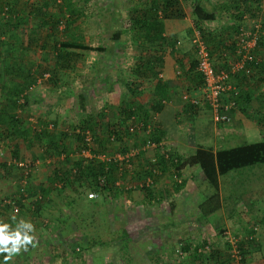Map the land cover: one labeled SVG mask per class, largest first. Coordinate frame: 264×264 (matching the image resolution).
Masks as SVG:
<instances>
[{"label":"rangeland","instance_id":"rangeland-1","mask_svg":"<svg viewBox=\"0 0 264 264\" xmlns=\"http://www.w3.org/2000/svg\"><path fill=\"white\" fill-rule=\"evenodd\" d=\"M150 1L0 0V9L2 6L4 7L5 3L16 9L12 14L5 13L4 16L0 17V56L4 61L16 62L15 69L10 74L4 69H0V108L2 107L3 109V118L0 119V122L7 124L6 127L0 128L2 131L0 135V161L5 163L12 158L11 156L8 157V153H11V141H14L18 147L20 161L26 160L31 163L27 178L30 181V186L48 184L46 177L50 174L52 165L62 156V154H59V148L56 150L51 149L49 150L50 152L46 151L45 147L49 140L54 142L59 140L68 152L71 151L70 159L74 160L82 157L76 149L74 150L76 145L77 147L79 146L75 134L76 130H81L80 125L86 124V115L88 114L93 117L98 111L105 110L104 118L97 120L96 124L93 125L94 139L92 147L97 150L104 147L101 153L105 155L123 153L121 151L123 145L125 147L124 152L134 149L126 140L124 144L121 142L122 145L116 143L113 139L108 140L109 137L107 138L105 135V128L106 125H114L120 115L119 113L128 101L131 103L133 101L140 102L138 99L142 100L145 97L147 101L140 103L150 107L148 96L152 99V94H155L151 82L140 84V90L128 92L129 89H127L129 80L132 78L133 60L140 51V47L133 42L130 35L128 9L133 6L147 7ZM43 2H46L48 6L45 9V14L40 19L43 22V27L39 29L38 42L36 45L31 43L23 44L24 42L19 44V41L25 40L24 34L29 30V27H34L36 24L32 8L41 7ZM178 3L183 11V16L180 18H167L164 25L166 27L163 31L164 34L174 29H184V27L186 29L191 26L195 28L191 16L193 0H179ZM68 9H75V20L66 26L65 32L61 33L60 31V33L56 34L55 38L78 40L86 45L98 46L103 49L101 51L70 49V51L75 53V56L70 58L68 65L65 67H54L52 56L45 52L44 32L51 17H61L63 22L69 12ZM7 15L10 17L14 15L16 17L22 16L24 22H20V25L16 28H11ZM5 19L8 20L6 21ZM208 22L204 21L203 26L209 32L216 33L219 22L217 20L214 23ZM63 25L60 24V30ZM187 25L190 26L187 27ZM114 29L120 31V35L117 38H114ZM175 39L177 40L178 38ZM190 39L191 37L187 33L185 38H179V47L174 49L173 55L178 56L180 54L181 57H187L188 61L194 59ZM166 52L170 54L167 48L163 49V53ZM211 59L213 65L218 66L221 58L213 51ZM43 67L50 69L51 73L49 71V75H51V78H47L48 73L44 79L36 76L39 81L36 80L28 86H24L26 82L19 73L16 74L17 69H20L23 73L31 71L34 75L36 70L40 71ZM260 77L261 79L248 81L242 86L252 97L251 107H248L247 110L251 112L252 121L256 125L258 123L262 125L261 119L264 112V104L262 102L264 98V80L262 79L263 76ZM180 80H182L181 73H175L174 81L176 85L170 86V88L165 85L162 90L164 92L161 93L163 97H166L169 89H172L174 95L175 93L182 95L184 92L192 94V97L197 95V93L194 94L197 90L193 88L191 75L184 77V85L181 84ZM25 92L32 93V97L29 99L30 103L26 107L12 106L8 102L10 97H19L20 93ZM78 93L84 95V110L78 107ZM8 114L15 115V120L10 119ZM187 117L188 115L182 117V123L185 124V122L189 121ZM184 119L185 122H183ZM49 124H52L51 129L46 128ZM27 126L34 129L44 128V131L50 132L47 134L43 133L38 140L32 137L30 143H26L18 132H16V135L13 131H10L14 130V127L22 131ZM73 126H76V128L71 129ZM64 130L67 132L65 136L62 134ZM4 131L8 133H4ZM135 135L143 138L135 147L136 149L139 146H143L146 137L144 133L135 132ZM263 137L259 136V138ZM247 140L249 141L250 139ZM165 141L164 143L167 145ZM2 144L9 146L3 147ZM157 148L154 151L156 149L159 151L160 149L162 151L165 149L164 145ZM141 151H144V149H141L139 154L142 153ZM148 151L150 153V150ZM133 161L136 162L135 168H137V158ZM133 161L129 172H131ZM0 170L3 172L1 166ZM242 170L245 171L240 174L231 172L221 178L219 195L221 199L225 200H221L222 203L220 205L222 206L217 213L213 214L214 216H210L208 224V221H205L207 216L206 218L202 217L200 210L196 211L193 208L194 205H130L129 199L127 202L125 201L127 191L121 188L122 190H116L113 196L107 198L104 204L95 205L93 208L90 207V210L93 211L91 215H79L82 217H76L73 222V228H70L58 225L55 220H52V216L57 214V210L62 213H66L69 210L64 203L70 197L74 198V194L78 191L75 190L73 185L66 187L59 194L50 193L53 204L44 205L40 216L31 214L30 210H34L38 205H30L28 196L26 197L27 199L22 201L23 205H17L18 210L15 213L11 212L7 205L2 204V200L6 197L18 199L15 189L17 188L21 171L14 165L9 172H3L6 174L5 176H0V222L8 223L13 228L20 220L32 223L35 228V232L32 234L36 236L39 243L35 248L29 246L26 252L22 250L9 264H158L165 261H169L170 264H196L194 261L197 262L199 260H201L202 264H211V261L207 259L210 256L209 250L198 254L197 259H188L186 251L182 250L180 256L174 251L180 245V241L177 240V234L181 232L184 239H191L189 244L192 242L195 245L196 243L200 244L197 238L191 237L197 233L196 229L205 233L203 238L206 239L208 248L213 242H211L210 238L209 240L205 238V236H211L215 230L217 234H220L219 240L222 245L224 244V254L228 256L222 255L221 263L223 264H234L228 252L230 240L235 239L234 243L236 244L239 239L244 240L252 231L250 234L252 241L247 240L240 243V245L237 244L239 250L240 248L246 250L245 260L242 264H264V163L255 164ZM10 175L12 176L11 179ZM130 177V174H127V177L118 180V184L132 183L133 181H130ZM236 180L238 181L237 183ZM210 193V190L205 192L204 197L200 196V200L206 203L207 200L205 201L204 199ZM237 194H241L238 199L235 198ZM75 201L77 203L72 204L79 205L78 200ZM13 215L16 217L15 221L11 219ZM164 220L174 221L175 223L171 227L169 238H175L174 242L176 245L173 248L166 249V251L164 250L162 253L158 252V256L151 252L150 247L156 244L154 238L157 233H153V231L157 230L155 229V223ZM196 221H199L200 225H205L198 228ZM122 228L128 232L129 236L126 251L124 252L120 251L116 244L107 246L94 245L89 252L84 249H77L76 242H78V239L76 236L87 234L107 240L109 236L119 232ZM183 229L187 231L183 233ZM70 231L75 236L73 239L74 243L67 241ZM164 235L163 233L162 237ZM226 242L228 245H226ZM192 253L193 251L190 250V255L193 256ZM0 264H4L3 255H0Z\"/></svg>","mask_w":264,"mask_h":264},{"label":"trees","instance_id":"trees-1","mask_svg":"<svg viewBox=\"0 0 264 264\" xmlns=\"http://www.w3.org/2000/svg\"><path fill=\"white\" fill-rule=\"evenodd\" d=\"M178 1L179 0H151L148 3L147 7L133 6L128 9L130 35L132 37L133 42H135V44L140 47V51L138 52L139 54L133 60V68L131 69L132 78L129 80L127 89H129L128 92L140 90V84L151 82L152 86L154 87L153 90L155 91V94H152L151 96L152 99L154 100L157 96H160L156 98L157 101H154L152 103L155 106H150L149 109L152 112L159 111L162 105L160 100H164V97H161V93L164 92L162 90L163 88H165V82L162 81L161 77H158V74L161 72L163 49L167 48L170 51V54L173 55L175 49L174 46H176L177 42V40L172 34H163L164 20H166L167 18H180L183 16V11ZM255 3L258 5V0H229L228 5H219V8L231 10V22L227 24V29L225 28L226 30L224 29L223 32L221 31V34L219 35L216 33L209 32V30L203 26L204 21H212L215 19V10L213 9V11L207 12L203 9V7L199 5L198 0H193L191 8L193 11L194 27L197 29L200 38L206 45L210 58L212 57L213 51H215L216 55L221 57L218 66L213 65L215 71L218 69H225V60L228 57L233 58V51L236 40L235 35L238 32L237 27L242 20L241 13L246 10L248 12L247 14H249L248 17L252 18L253 14L249 11V8ZM4 6L6 7V14L8 13L10 15L14 11H16V9L11 8L10 4L8 5V3H5ZM47 6L48 4L46 2H43L41 7L32 8V14L36 18V24L34 25V27H29V30L25 34L23 33L25 40L19 41V44L24 42L23 44L31 43L36 45L39 39V29L43 27V22L40 19L45 14V9L47 8ZM68 10L69 12L67 14V17L63 20V22L61 20V17H51V19L47 23L46 31L44 32L46 44L45 52H48L52 56L54 61V67H65L68 65L70 58H73L75 56V53L70 51V49L94 51H101L103 49L102 47L98 46L86 45L85 43L78 40L55 38L56 34L60 33V31L61 33L65 32L67 28L66 26L70 25L72 21L75 20V9ZM8 18L10 21L9 26L11 28H16L20 25V22H24V18L22 16L16 17L14 15L12 17L8 16ZM262 22L263 23L261 24V29L264 30V19ZM60 24H64L61 30L59 29ZM113 32L114 38H117L120 35V31L118 29H114ZM191 36L192 29L190 37ZM209 46H211V48H209ZM194 52L195 51L193 48V53ZM250 54L252 56V61L247 64L251 69L250 72L248 73V75H243L241 73L234 74V76H232V80L234 79L235 84H233V81L231 80V85L234 86L236 93L233 95L234 90H228L226 93L227 96L222 97L223 102L224 100L226 101L229 99L233 100L234 102V106L229 109L230 114L236 107L240 106L241 102L247 101V99H249L250 97V93L242 86L248 81H252L254 79H261L260 76H263L262 79L264 80V36H259L258 41L256 42V46L250 51ZM195 66L196 59L194 54V59L189 61L188 70L190 71V75L192 76L191 82L193 83V85H195L194 88L199 87L200 89V87L202 86V79L199 73L195 71ZM49 71L50 69L43 67L40 71L36 70V73L33 75L31 71H26L25 73H23L17 69L16 74L19 73L20 76H22L23 80L26 82L24 86H28L37 80L36 76H39L40 79H44L47 76V78H51V75H49ZM11 72H13V70H11ZM176 72L180 73V70H177ZM45 73H48V75L43 76V74ZM184 93H187L189 96H192L188 92ZM30 97H32L31 92H25L22 94L20 93L19 97H10L8 102L12 106H20L22 108L29 105ZM18 98H20L21 100L19 101ZM203 101L208 106V103L205 100ZM77 102L78 107L81 110H84V95L82 93H78ZM184 104H186V111H188L186 113V115H188L187 118H189L188 120H192L195 114V108L198 104L191 103L190 101H184ZM1 109L2 107L0 108V110ZM104 111H98V113H96L93 117H91V114L86 115V124L80 125V129L83 130L84 128H89V130L93 133V125L96 124L97 120L104 118ZM119 114L118 117L121 118L120 121L123 122L120 123L122 124L121 131L119 125H117V128L119 127V129H117L113 125H106L105 128V135L107 136V138L109 137L108 140L113 139L116 143L121 144L122 142L124 144V141L127 139L128 135H135L128 131V125L131 122V117H133V120L140 121L143 125L147 123L151 125V119L148 117L149 114H147V111H140L139 113H136L132 109V103L130 101L125 104L124 108H122ZM0 116H2L0 118L2 119V112L0 113ZM8 116L10 117V119L12 118V120H15V115L8 114ZM261 120L262 125H260L261 129L259 130V134L261 136H264V115ZM49 125L50 127L47 126V129H51L52 124ZM15 128L17 127H14V130L10 131H13V133H15L16 135V132H18L19 136H21L23 141H25L26 143H30L32 137L35 140H38L43 133L47 134L48 132H50L44 131V128L34 129L30 126L25 127V129H23L22 131H19ZM75 128L76 126H73L71 129ZM141 131L145 133V139H149L153 142H157L160 138V136L155 135L153 133L154 131L152 132V130L150 131L151 133L149 132L147 134L144 131V127H142L141 130L136 132L141 133ZM62 134L65 136L67 134L66 130H64ZM75 136L79 146L77 147L76 145L74 147V150L76 149L78 151L80 149L81 139L78 133H76ZM122 137H125L123 141ZM45 148L47 149L46 151H49L51 149L56 150L59 148V154H62V156L58 158V161L54 165H52L50 174L46 177L48 184H37L35 185V187L30 186V181L29 179H27L29 175H27L26 184L23 189L25 195L22 194L23 191L19 190V181L15 190L18 196V199H14V203L16 205H23L22 201L27 199V196L30 198V205H38V207H36L34 210H30L31 214L40 216L44 205L53 204V201L51 200V197L49 195L50 193L59 194L61 191L65 190L66 187H70L71 185H73L75 190H78L74 194L75 199L70 197L66 201V203H64L65 206H68L69 210L66 213H62L60 210H57V214L52 216V220H55L58 225L73 228V222L76 217L80 218L87 214H92L93 211L90 210V207L93 208L95 205L104 204L105 200L110 196H113L116 190H122L123 188L127 192L130 190L125 189L124 185L126 183L120 185L115 184L116 181L122 179L123 177H127V174H131L129 172L130 169H128L123 162H116L113 160L99 161L94 157H80V159L72 160L70 159L71 151L68 152V150L64 148L63 144H61L59 140L57 142L49 140ZM103 149L104 147H101L100 150H97L96 148L92 147V144L90 146V151L94 153H101ZM46 151L44 152L48 154ZM121 151H125L124 145L122 146ZM10 154L12 158L20 160L16 143H14L11 147ZM162 154L163 153H161L160 158H156L155 162L150 163L147 161L145 165L147 164V166L158 168L161 171L160 174H162L163 171L167 170L168 168H171V174L174 176H178L180 169L187 165H194L199 168L202 173V178L205 181L207 188L211 192L209 195L206 196L205 201L207 200V202L204 203V206H199L200 215L204 217L219 209V205L222 203L221 200L223 199H221V196L219 195V179L226 175H229L231 172L240 174L241 172L245 171L242 170L243 168L251 167L255 164L264 163V137L254 142H242L233 146L218 147L213 151L210 148L197 147L187 157H184V159L179 158L178 155H175L174 153H167V157H163ZM0 166L3 169V172H9V170L14 165L5 162L1 163ZM147 166H143L140 170H138V172L135 173L136 175H133V177L136 178L137 181L143 179V177L145 176L144 173H146V175L150 174ZM154 177L155 175L153 176V178ZM237 182L238 181L236 180V183ZM180 184L181 183H178V186H181ZM150 187L151 186H141L137 188L143 191L149 197L151 196ZM87 190L95 192L96 195L92 198L87 197ZM240 196L241 194H237L235 198L238 199ZM75 200H78L79 205L76 206L72 204L77 203V201ZM89 217L92 219L91 216ZM251 233L252 231L250 232V234ZM250 234L249 236H246L244 240L239 239L237 241V244L240 245V243L245 242L247 240L252 241V236ZM74 237L75 236L72 235L70 231L69 235L67 236V241L69 240L70 243H74ZM128 237V232L122 228L119 232L113 233L111 236H109L107 240H102L99 237L89 236L87 234H82L79 237L76 236V238L78 239V242H76V244L77 249H84L87 252H89L94 245L107 246L110 244H116L118 246V249L124 252L126 251V244L129 240ZM177 240L180 241V245L174 250L176 254L178 251L182 253L183 247H186V245H182L186 244L185 239H179V237H177ZM205 245H207V243L203 242L202 244L198 243L196 247L192 246V248L194 249V253L197 252L199 247L200 250L203 251ZM226 245H228L227 242ZM239 252L241 255V262L243 263L245 260L244 257L246 254V250L240 248ZM153 253L155 254V252ZM198 254L199 253H195L193 255L195 256L194 258L197 259ZM177 255L180 256V254ZM207 259L210 260V256ZM158 264L170 263L169 261H165L164 263L159 262Z\"/></svg>","mask_w":264,"mask_h":264},{"label":"crops","instance_id":"crops-1","mask_svg":"<svg viewBox=\"0 0 264 264\" xmlns=\"http://www.w3.org/2000/svg\"><path fill=\"white\" fill-rule=\"evenodd\" d=\"M195 1V0H194ZM219 1V3H217ZM199 5L203 7V9L207 12L215 10V19L212 21H207L208 23H214V21H218V30L216 31L217 34H221V31L226 28L227 24L231 22V10L219 8V5H228L229 0H198ZM3 7V6H2ZM217 8V9H216ZM222 14V15H221ZM191 16L193 20V11L191 8ZM225 16V17H224ZM226 18V19H225ZM164 20V25H165ZM217 24V22H215ZM204 25V24H203ZM190 25H187V27ZM164 29L166 27L164 26ZM191 29L193 30L192 26L188 27L187 29L184 27V29H174L172 31H168L166 34H172L177 39L176 46L174 48L176 49L179 47V38H185L186 33L188 35H191ZM225 29V30H226ZM164 34V33H163ZM221 58V57H219ZM219 63V62H218ZM16 62H8L4 61V59L0 56V69L6 70L9 74L11 73V70L15 69ZM20 65L22 66L21 62ZM189 61L187 57H181L179 54L177 55H171L169 53H163L162 56V66H161V73H162V81L165 82L166 87L175 86L176 82L174 81V75L177 73V70H180L182 80H180L181 84L184 85L185 81L183 80L184 77H189L190 71L189 68ZM21 71L20 69H18ZM22 72V71H21ZM179 72V71H178ZM232 80V79H231ZM233 84H235L234 79L232 80ZM195 85H193L194 88ZM154 88V87H153ZM197 91L194 92V94L197 93V95H193L198 99L197 107L195 108V114L193 116V120H189L188 122H185V119L183 120L184 123H182V117L186 115L188 111H186V104H184V101L181 99V94L174 95V92L172 89H169L167 92L166 100H160L162 103L161 108L159 111H150V107L148 105L145 106V104L140 102H146L147 98L138 99L140 102H134L132 103V109L139 113L140 111L147 110V114H149V118L151 119L150 126L151 130L155 135L160 136L158 143H161L164 145L165 149L164 151L166 153H174L175 155H178L179 158L184 159V157H187L190 153H192L195 148L197 147H206L212 149V151L218 147L222 146H233L236 144H240L242 142H254L259 140V130L261 129L260 124L256 125L254 121H252L251 112H249L247 109L248 107H251L252 104L251 98L247 99V101L241 102L240 106L236 107L231 112V120L229 123L222 124L219 122H214L211 118V113L209 107L206 105V103L201 98V93L199 91V87L194 88ZM192 95V94H191ZM163 95H161L162 97ZM165 96V95H164ZM160 97V96H157ZM156 97V98H157ZM150 106H155L152 103L154 101H157L155 98L154 100L148 96ZM152 102V103H151ZM262 102L264 104V98L262 99ZM142 105V107H141ZM144 106V107H143ZM152 107V108H153ZM264 109V108H263ZM261 109V110H263ZM3 112V110H0V113ZM264 115V112L262 113ZM250 115V116H249ZM261 115V114H260ZM259 116V114H258ZM2 116H0L1 118ZM121 118H117L116 122H114V125L117 128V125L121 126L120 124L122 121H120ZM123 123V122H122ZM6 123L0 122V128L6 127ZM119 129V127L117 128ZM0 130V134H1ZM161 132V133H160ZM4 133H8L7 131H4ZM140 133V132H138ZM141 133H144L141 131ZM151 133V132H150ZM126 134V133H123ZM135 134V133H133ZM145 135V133H144ZM125 139V137H122V141ZM143 138H141L139 135H128L126 141L129 142L134 148L140 143V141ZM167 139V140H166ZM247 139H250L249 141ZM166 140V141H165ZM236 140V141H235ZM167 142V145L164 143ZM235 141V142H234ZM14 144V141H11L12 147ZM1 145V144H0ZM3 147L9 146L7 144H2ZM122 145V144H121ZM155 148L152 149H145L144 151H141V154H137L136 157H133L134 159L137 158V164L138 167L135 168L136 162L133 161L132 158L131 161H133V164L131 166V174L130 178L131 180L137 181L136 178L133 177V175H136L135 173L138 172L144 165L145 161H149L152 157L154 158H160L161 157V150H155ZM150 150V153L149 151ZM140 152V151H139ZM160 152V153H159ZM149 153V154H147ZM11 156L10 153H8V157ZM163 156V155H162ZM164 157V156H163ZM1 162V161H0ZM7 162V161H6ZM4 163V162H1ZM0 163V164H1ZM133 167V169H132ZM171 168H168L167 170L163 171L162 174L157 175L153 178V184L150 187L151 189V196H147L143 191L138 189L137 187L128 191L127 194H125V201L127 202L128 199L130 201V205H194L193 208L198 211L199 205H204V201L200 200V196L204 197V193L207 192L209 189H207V186L205 184V181L202 178V173L199 170L197 166L194 165H187L180 169L179 175L176 179L173 178L171 171ZM0 176L6 175L3 174L2 170H0ZM7 173V172H6ZM10 175V179H11ZM136 177V176H135ZM221 179H219L220 181ZM178 183H181V186H178ZM1 188V187H0ZM7 190V189H5ZM16 190V189H15ZM205 200V199H204ZM222 205H219L221 207ZM219 209L215 210L213 213L207 215V219L205 221H208L207 224L210 221V216H214L213 214L217 213ZM163 213V212H161ZM197 213V212H196ZM198 215V214H197ZM218 217V216H217ZM216 217V218H217ZM206 218V216H204ZM162 220V219H159ZM175 225L174 221L170 222L167 220L159 221L155 223V231L153 233H157L156 237L154 238V241L156 244H154L152 247H150L151 252H155L156 255L159 256L158 252H163L164 250L169 248H173L176 244L174 242L173 238H169L171 227ZM196 225L198 228L203 227L202 225L205 224H199V221H196ZM188 228L189 224H188ZM255 228V227H253ZM186 229H183V233L186 232ZM197 233L191 237L197 238L198 241H200V244L203 242H206V239H204V232H202L199 229H196ZM165 234L164 237H162V234ZM214 234H211V236H205V238H210L212 244L209 245V248L207 245L204 246L203 252H210V261L211 264H223L221 263V257L224 254V244H221V241L219 240V235L217 234V231L215 230L213 232ZM177 237L179 239H184V236L181 233L177 234ZM222 240V239H221ZM186 247H183V251L188 254L187 258H194L195 256L190 255V250L193 251V255L195 253H201L200 247L198 248L197 252L194 253V249L192 246L196 245L194 242L189 244L191 242V239H185ZM191 246V247H188ZM148 250V249H147ZM146 250V251H147ZM160 253V255H161ZM154 254V253H153ZM225 257H227L225 255ZM196 264H202L201 260L194 261Z\"/></svg>","mask_w":264,"mask_h":264},{"label":"built area","instance_id":"built-area-1","mask_svg":"<svg viewBox=\"0 0 264 264\" xmlns=\"http://www.w3.org/2000/svg\"><path fill=\"white\" fill-rule=\"evenodd\" d=\"M258 5L255 3L249 8V11L253 14L252 18H249L248 12L245 10L241 13V22L237 27V33L235 35V47L233 51V58H227L226 68L214 70L212 59L208 55L207 47L199 36V33L196 28L192 30L191 44L194 48V54L196 59L195 71L199 73L202 79V86L200 87V93L202 100H205L208 103L210 109L211 118L214 122H219L222 124L229 123L231 120V114L229 109L234 106L233 100H224L222 101L223 96H227L228 90H234L233 95L236 93L234 86L231 85L232 76L236 73H241L243 75H248L250 72V67L247 65L252 61V56L250 51L256 46V42L260 35L264 36V30L261 29V24L264 19V0H258ZM256 5V8H255ZM5 6L0 9V17L5 15ZM222 15V14H221ZM225 17V16H224ZM46 76V73L43 74ZM158 77H162V73L158 74ZM39 81V79H37ZM183 101H190L191 103H197L198 99L196 97L189 96L187 93L181 95ZM21 99H19L20 101ZM50 127V125H48ZM144 127V131L148 134L151 131V126L147 124H142L138 120H133L131 117V122L128 125V131L134 133L139 131ZM76 133L80 135L81 143L80 149L78 150L79 154L85 158L94 157L100 161H119L123 162L124 165L130 169L131 159L136 157L141 149L148 148H157L161 146V143L153 142L149 139H146L143 146H139L136 149H132L129 152L116 153L113 155H105L104 153H94L90 151V146L93 142L94 135L93 133L85 128L81 130H76ZM111 138V137H110ZM161 150V149H160ZM163 153L164 157H167V153L163 150L160 151ZM156 158L152 157L149 159V162H155ZM7 163H11L19 168L21 171V177L19 179V190L23 191L26 184V177L29 175L31 163L26 160H16L14 158L8 159ZM149 165V164H148ZM144 166H147L144 165ZM150 174H147L143 179L127 183L124 185L125 189H132L135 187L141 186H152L153 176L160 175L161 171L156 167L147 166ZM174 179L177 176L172 175ZM115 184H118L116 181ZM25 195V192H22ZM96 194L91 190L86 191V196L89 198L94 197ZM2 204L7 205V208L15 213L18 210V206L14 203V199L6 197L2 200ZM234 240H230L229 243V256L232 258L234 264H242L241 255L238 249L237 242L234 243ZM177 254H181L180 251Z\"/></svg>","mask_w":264,"mask_h":264},{"label":"clouds","instance_id":"clouds-1","mask_svg":"<svg viewBox=\"0 0 264 264\" xmlns=\"http://www.w3.org/2000/svg\"><path fill=\"white\" fill-rule=\"evenodd\" d=\"M11 219L15 221V215ZM34 232V225L25 220H20L14 228L0 222V255L4 256V264H9L22 250L28 251L29 246L35 248L38 245V239L32 234Z\"/></svg>","mask_w":264,"mask_h":264}]
</instances>
